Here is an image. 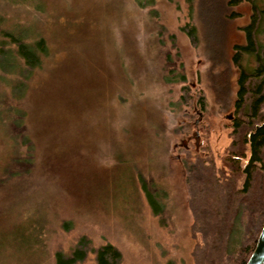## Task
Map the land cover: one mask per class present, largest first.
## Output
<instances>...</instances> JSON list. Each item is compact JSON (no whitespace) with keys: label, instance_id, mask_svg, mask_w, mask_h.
Returning a JSON list of instances; mask_svg holds the SVG:
<instances>
[{"label":"rangeland","instance_id":"1","mask_svg":"<svg viewBox=\"0 0 264 264\" xmlns=\"http://www.w3.org/2000/svg\"><path fill=\"white\" fill-rule=\"evenodd\" d=\"M251 16L246 0H0V264H55L80 238L82 264L108 243L120 264H194L186 168L197 157L220 167L232 141V56ZM2 30L42 38L40 65L12 67ZM240 64L256 66L248 54ZM16 155L29 168L11 175ZM245 225L241 214L233 256Z\"/></svg>","mask_w":264,"mask_h":264},{"label":"trees","instance_id":"2","mask_svg":"<svg viewBox=\"0 0 264 264\" xmlns=\"http://www.w3.org/2000/svg\"><path fill=\"white\" fill-rule=\"evenodd\" d=\"M239 1L228 0V4L235 5ZM246 1L252 7L251 20L243 28L246 42L236 45L232 56L233 63L241 68L231 120L232 141L226 148L220 167H216L212 160L197 157L195 162L189 163L185 173L188 206L193 217L191 230L198 236L192 252L194 264H245L264 223V40L259 38V34H263L264 38V9L258 8L257 0ZM185 30L194 39L192 28L187 26ZM1 35L10 37L9 43L16 46L14 51L11 49L4 55L10 58L12 67L21 73L23 67L20 61L25 68L40 65L38 53L47 50L42 38L29 46L22 38L7 31L2 30ZM243 54L253 56L256 66H241ZM9 128L15 138L22 141L27 138L23 122L17 116L11 119ZM30 147L27 155L32 153ZM9 165L4 171L11 175L16 170L17 173L26 172L29 158L16 155ZM141 187L153 211L161 213L163 205L157 201L155 194L146 183L143 182ZM241 214L246 217L247 237L233 256L230 254V240ZM87 243L85 238H80L70 254L57 251L55 264L84 263L89 250ZM91 252L94 257L89 264L121 262V253L109 243Z\"/></svg>","mask_w":264,"mask_h":264},{"label":"water","instance_id":"3","mask_svg":"<svg viewBox=\"0 0 264 264\" xmlns=\"http://www.w3.org/2000/svg\"><path fill=\"white\" fill-rule=\"evenodd\" d=\"M195 139H197V136ZM245 264H264V223L258 234L255 246Z\"/></svg>","mask_w":264,"mask_h":264},{"label":"flooded vegetation","instance_id":"4","mask_svg":"<svg viewBox=\"0 0 264 264\" xmlns=\"http://www.w3.org/2000/svg\"><path fill=\"white\" fill-rule=\"evenodd\" d=\"M201 113H202V112H201ZM233 114H234V113L231 112V114H230V116H229V119H230V120H232V118H233Z\"/></svg>","mask_w":264,"mask_h":264}]
</instances>
